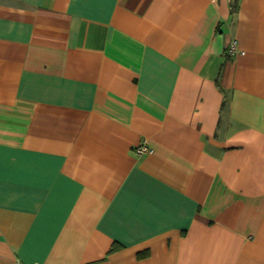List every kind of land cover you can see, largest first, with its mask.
Returning <instances> with one entry per match:
<instances>
[{"label": "crops", "instance_id": "0c3cea01", "mask_svg": "<svg viewBox=\"0 0 264 264\" xmlns=\"http://www.w3.org/2000/svg\"><path fill=\"white\" fill-rule=\"evenodd\" d=\"M0 264H264V0H0Z\"/></svg>", "mask_w": 264, "mask_h": 264}, {"label": "built area", "instance_id": "2783aa9c", "mask_svg": "<svg viewBox=\"0 0 264 264\" xmlns=\"http://www.w3.org/2000/svg\"><path fill=\"white\" fill-rule=\"evenodd\" d=\"M236 44L235 41H232L229 45V52L233 53L235 51ZM151 148H149L146 144H140L138 147H136L135 152L137 154H142L145 152H151Z\"/></svg>", "mask_w": 264, "mask_h": 264}, {"label": "trees", "instance_id": "16d2710c", "mask_svg": "<svg viewBox=\"0 0 264 264\" xmlns=\"http://www.w3.org/2000/svg\"><path fill=\"white\" fill-rule=\"evenodd\" d=\"M236 7V6H235Z\"/></svg>", "mask_w": 264, "mask_h": 264}]
</instances>
